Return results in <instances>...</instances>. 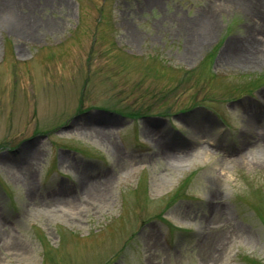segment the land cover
<instances>
[{"label": "rangeland", "instance_id": "374dc122", "mask_svg": "<svg viewBox=\"0 0 264 264\" xmlns=\"http://www.w3.org/2000/svg\"><path fill=\"white\" fill-rule=\"evenodd\" d=\"M2 4L0 10L13 18L3 32L13 49L5 45L7 58L0 64V158L8 161H0V264H104L122 244L113 264L264 261V152L259 149L264 82L247 89L264 75V47L260 44L263 52L247 63L221 55L224 45L240 44L250 22L248 8L230 5L234 9L228 7L210 27L203 15L216 0ZM72 27L73 36L66 40ZM113 32L132 55L110 43ZM34 38L62 45L34 49ZM203 57L212 58L216 76L211 77L207 61L199 64ZM226 93L228 101L215 100ZM79 94L83 109L100 104L123 116L136 112L134 119L95 109L72 113ZM190 96L195 104L203 97L214 102L205 103L208 110L178 113ZM29 104L35 116L22 129L29 135L68 122L49 142L45 134L30 136L5 151L19 142L13 125L22 124L15 118L22 113L25 118ZM145 109L156 116L136 120ZM83 121H93L104 138L79 130L76 123ZM144 127L162 136L171 156L154 153ZM245 130L258 145L239 147ZM194 150L200 157H190ZM32 155L27 176L37 185L32 192L37 199L27 196L14 166ZM61 156L69 159L62 162ZM99 175L110 178L100 202L70 211L40 200L53 190H66L76 201L80 180Z\"/></svg>", "mask_w": 264, "mask_h": 264}, {"label": "bare ground", "instance_id": "6f19581e", "mask_svg": "<svg viewBox=\"0 0 264 264\" xmlns=\"http://www.w3.org/2000/svg\"><path fill=\"white\" fill-rule=\"evenodd\" d=\"M28 1V0H27ZM244 3L248 5V8L250 9V22L246 24L244 27V33L243 37L238 41L240 44H237V42L234 43H229L224 45L221 49V55H230L232 57L228 58L225 56V59H236L243 62L247 63L254 59L256 55L260 54V52H263L262 49H259L260 44L263 45L264 47V0H242ZM20 3L19 6L23 5L25 3V0H0V5H6L10 6L12 4L13 6H17L16 4ZM28 9V6H26ZM5 10V9H3ZM202 14V12H201ZM199 14V17L201 16ZM204 14V12H203ZM213 28V27H212ZM245 55L246 58H245ZM249 58V59H248ZM247 59V61H246ZM264 107V106H263ZM245 112H250L251 110H247L244 107ZM264 110H261L262 112ZM251 116V115H250ZM93 121H83L81 123H76V125L79 127V130H82L84 132H90L94 134L95 137L98 138H104L103 134L100 133V130L98 127L91 126L93 125ZM145 131V134H147L151 139V141L155 144V147L157 148V151L154 152L157 155L160 156H166L169 157L171 156L170 149L168 145H166V142L161 141L160 138H156L157 133L150 131L146 127L143 128ZM242 134V138L239 141V147L241 148H248L252 145H258V143L255 141L256 138L255 136L248 134V131L245 130L244 133ZM241 136V135H240ZM253 139V142L251 141ZM251 139V140H250ZM260 143H263L262 146L259 147V149L264 152V138L261 140ZM259 143V144H260ZM192 155H190L191 157ZM35 155H32L28 160L27 158L25 159L24 157L17 163L16 168H19L16 173L18 176H21L23 185L26 186L27 188V196L33 199H37L35 195L32 194L34 192V186L29 183V179L27 176V170L29 167V161L35 159ZM62 162H67L69 159L67 156H61L60 157ZM0 161L3 164L8 165V161L1 159ZM264 162V160H263ZM264 164V163H263ZM110 183V178L108 176H102L99 175L94 179H89L86 178L85 180H80L77 190H79V196L77 197L76 201L72 199V196L70 193H67L66 190H61L60 192L52 191L48 192L45 196H43L40 200L42 202H51L57 206H62L66 208L67 210H75L78 206L80 205H85V204H90L93 202H100L102 199L105 197V193L107 191V187ZM33 188V191L31 190ZM209 197H211V193L209 194ZM82 198V199H80ZM52 199V200H51ZM0 225V229H1ZM236 231V229H234Z\"/></svg>", "mask_w": 264, "mask_h": 264}]
</instances>
